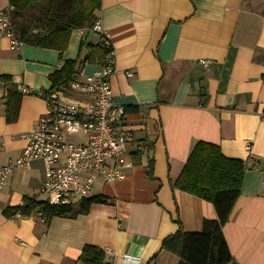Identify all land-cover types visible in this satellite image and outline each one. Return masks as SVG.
Segmentation results:
<instances>
[{"label": "crops", "instance_id": "0c3cea01", "mask_svg": "<svg viewBox=\"0 0 264 264\" xmlns=\"http://www.w3.org/2000/svg\"><path fill=\"white\" fill-rule=\"evenodd\" d=\"M101 1L97 17L111 35L115 55L109 83L133 133L132 166L123 179L94 182L88 197L103 196L105 203L48 223L41 221L40 209L5 215L25 199L46 202L43 163L14 169L0 189V264H81L85 246L101 248L111 264H179L175 254L160 250L163 239L179 223L186 232H199L204 220L216 218L212 204L172 189L199 141L247 163L241 193L222 230L233 264H264V0ZM8 3L0 0V10ZM98 41L93 32L82 36L73 30L60 55L25 43L11 49L3 38L0 76H10L19 90L48 91L49 75L64 60L82 58L87 53L80 50L82 42ZM102 65L85 63L83 72ZM56 91L89 100L69 87ZM6 97L0 84V164L22 154L24 134L46 109L43 98L22 95L10 122Z\"/></svg>", "mask_w": 264, "mask_h": 264}, {"label": "trees", "instance_id": "16d2710c", "mask_svg": "<svg viewBox=\"0 0 264 264\" xmlns=\"http://www.w3.org/2000/svg\"><path fill=\"white\" fill-rule=\"evenodd\" d=\"M101 0H9L12 9V24L16 37L25 44L58 50H66L73 30L82 29V36L98 20L97 11ZM87 53L82 58L64 60L61 66L49 75L51 87L47 92L66 89L79 68L85 63L101 65L105 54L99 45L81 43ZM81 56V51H80ZM0 84L7 92L6 118L14 121L23 95L8 75L0 76ZM247 163L224 156L219 146L199 141L189 152L184 166L173 182L176 189L202 199L215 209L216 218L204 220L199 232H186L179 223L178 230L163 239L161 251L175 254L179 264H233V258L223 235V226L228 221L234 204L241 193ZM148 175L153 177V159L148 162ZM103 196H90L79 202L77 212L73 206L50 205L45 201L25 199L23 204L4 211L7 217L16 213L30 215L40 209L46 223L54 216L86 214L94 203H105ZM155 256L152 258L154 260ZM81 264H111L104 251L96 246H85L79 256Z\"/></svg>", "mask_w": 264, "mask_h": 264}, {"label": "built area", "instance_id": "2783aa9c", "mask_svg": "<svg viewBox=\"0 0 264 264\" xmlns=\"http://www.w3.org/2000/svg\"><path fill=\"white\" fill-rule=\"evenodd\" d=\"M12 9L8 4L0 10V40L10 41L16 49L23 42L12 24ZM83 32L82 29H77ZM95 33L98 45L105 54L103 65L91 74L79 68L69 85L71 92L89 97L88 101H75L59 91L33 92L21 86L23 95H37L46 102V109L37 124L24 134L26 145L22 154L0 164V189L16 168H29L35 161L44 166L41 192L50 205L73 206L91 194L94 182L123 179L132 166L128 158V145L132 130L124 124V109L113 102L110 75L115 71V55L111 35L102 29L99 20L88 30ZM204 66L208 60H200ZM127 72V76H131ZM75 140H70V136ZM264 182V169L260 171ZM43 221V219L41 220Z\"/></svg>", "mask_w": 264, "mask_h": 264}, {"label": "rangeland", "instance_id": "374dc122", "mask_svg": "<svg viewBox=\"0 0 264 264\" xmlns=\"http://www.w3.org/2000/svg\"><path fill=\"white\" fill-rule=\"evenodd\" d=\"M69 139L72 141V140H75V137L71 135V136L69 137ZM75 204H76V203H75ZM75 204H74V205H75ZM74 208L76 209L77 206H75Z\"/></svg>", "mask_w": 264, "mask_h": 264}]
</instances>
